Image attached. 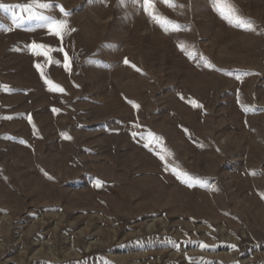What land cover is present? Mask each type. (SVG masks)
Listing matches in <instances>:
<instances>
[{
  "label": "rangeland",
  "instance_id": "1",
  "mask_svg": "<svg viewBox=\"0 0 264 264\" xmlns=\"http://www.w3.org/2000/svg\"><path fill=\"white\" fill-rule=\"evenodd\" d=\"M227 2L254 31L212 0H154L168 32L54 0L62 41L0 9V264H264V0Z\"/></svg>",
  "mask_w": 264,
  "mask_h": 264
},
{
  "label": "snow or ice",
  "instance_id": "2",
  "mask_svg": "<svg viewBox=\"0 0 264 264\" xmlns=\"http://www.w3.org/2000/svg\"><path fill=\"white\" fill-rule=\"evenodd\" d=\"M120 3H123L124 0H119ZM144 8L143 10L145 13L149 16L150 20L158 24L165 32L171 31H178L182 28L187 27L186 25H181L176 21H173L167 17H163L162 15L156 14L155 7H154V0H143ZM164 3L166 5H170L171 0H164ZM212 6L213 10H215L222 19H224L229 25H232L237 28H243L245 30L254 31L253 28V21L250 18H245L240 15H238V9L231 4L228 3L227 0H225V3L223 6H221L220 3H218V0H212ZM54 7V0H29L26 4H16V5H10L5 4L3 2H0V9H4L5 11L12 12L13 20H39L43 21L40 26L41 27H47L49 32L60 38L61 41L63 39V35L68 31V24L67 20L65 19H57L53 15H45L43 10L51 9ZM55 7L59 8L60 13H63V15L66 17L69 13L65 11L62 5H55ZM183 7V5H181ZM16 9H19L20 12L18 13L15 11ZM163 21V22H162ZM169 25L172 26L171 29H169ZM54 26V27H53ZM71 31H75V29H71ZM28 47L33 51V53L37 56L43 54L45 57H47V62L49 64H60V60L53 59L48 55V51H51V46L45 45V44H38L35 41L32 42V44L28 45ZM42 50H47L43 51ZM55 51L63 53V59H64V68L66 70H70V58L68 57V54L64 52L63 47H60L58 49H55ZM125 64H128L129 61L127 58L124 60ZM38 70L41 69V65L38 63L35 65ZM134 68L135 65H132ZM137 71H140V69H136ZM251 74V73H248ZM40 75L42 78H45L46 74L41 71ZM45 83L51 85L52 81L50 79L45 78ZM9 86L0 85V88L7 89ZM50 91H60L64 92L65 90L60 85H55V87L50 88ZM183 99V97H181ZM195 103V102H193ZM135 107H139V105H134ZM197 107H201L199 104H195ZM52 111L54 113L59 112V109L53 108ZM10 118V117H9ZM29 122L31 123V117L29 116ZM61 135L66 139H71L70 136H68L66 133H61ZM135 135V133H134ZM155 135V134H151ZM147 146V145H145ZM161 159H164L163 156L160 157ZM255 174V173H253ZM102 184V181L97 180V187H99ZM235 247V245H233Z\"/></svg>",
  "mask_w": 264,
  "mask_h": 264
}]
</instances>
